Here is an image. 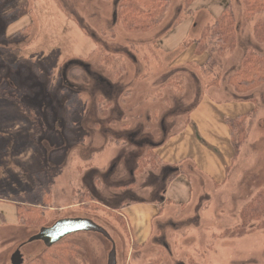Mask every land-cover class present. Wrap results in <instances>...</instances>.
Here are the masks:
<instances>
[{
  "label": "rangeland",
  "instance_id": "1",
  "mask_svg": "<svg viewBox=\"0 0 264 264\" xmlns=\"http://www.w3.org/2000/svg\"><path fill=\"white\" fill-rule=\"evenodd\" d=\"M119 1L42 0V39H48L42 51L11 64L0 59V86L7 90L0 94V264H15L18 250L23 264L45 246L29 241L43 226L20 224L15 203L7 200L33 189L42 170L51 173L52 184L44 226L90 218L112 237L117 264H264V225H258L264 217L250 221L244 234L236 231L241 209L264 188V83L239 93L228 82L248 49L264 52L254 34L264 11L247 20L243 0H191L188 7L186 0H169L162 21L142 32L117 22ZM228 4L235 48L219 56L208 40L198 54L194 42ZM35 14L32 0H0V55L34 39L35 20L13 40L3 31ZM49 31L59 39L54 45ZM85 45L94 48L76 57ZM169 79L178 81L177 89L175 83L163 86ZM211 98L256 106L226 181L219 188L196 181L190 203L166 206L148 243L134 247L119 210L147 193L141 183L120 185L136 183L138 156L157 164L143 153L149 144L180 143L187 125L196 132L199 125L218 127L204 112L208 103L202 104ZM84 192L103 207L118 208L117 218L81 205ZM158 195L155 200L165 198ZM70 239L79 251L63 264H107L111 242L102 234L79 231Z\"/></svg>",
  "mask_w": 264,
  "mask_h": 264
},
{
  "label": "crops",
  "instance_id": "2",
  "mask_svg": "<svg viewBox=\"0 0 264 264\" xmlns=\"http://www.w3.org/2000/svg\"><path fill=\"white\" fill-rule=\"evenodd\" d=\"M21 1L22 3L25 2V0ZM32 7L36 13L35 15L38 16L37 19L24 17L17 22L13 21L7 24L3 32L13 40L16 38V36L13 38V35L31 25L32 20H35V26L37 27L35 37L31 39L29 36V39L34 42L32 43L30 40L22 46H15L11 49L5 47L7 50H4L2 52L4 54L0 55L2 62L11 64L23 60L27 55L32 56L31 52H36L37 49L42 51L46 45L48 39H42V0H32ZM222 9L219 10L217 16H219ZM49 35L52 42L50 45H54L59 41L53 32L49 31ZM81 35L82 33L79 34L80 38ZM29 42L31 43L29 44ZM92 48H94V45L90 47L85 45L81 51L77 50L80 54H75V56L78 58L87 57L88 50ZM26 52L27 55H25ZM206 59L207 57H205ZM202 104L204 106L207 104L204 112L211 113L210 122L213 123L215 120L218 127L213 126L209 130L206 127L204 129V125L202 127L199 125L196 132L191 128V125H187L179 136L182 140L180 143H170L169 140L167 143L149 144L148 148H152V150L148 152V148H146L143 153L147 152V156L151 153L150 158L156 155L159 159L157 164L153 166L146 163L139 170H136V167L133 168L136 183H133V185H120L121 188H131L133 186L136 188L141 183V186H144V192L147 193V198L134 200L125 206L123 205L122 210H119L129 230L132 244L136 245L137 248H142L148 243L153 233L154 222L156 220L162 222L160 218L163 216L166 206L183 209L190 203L191 196L197 188L196 181L207 182L213 187L219 188L226 181L229 171L232 169L234 150L230 141V130L225 120L248 112L252 108L246 102H232L223 105L218 98L206 99ZM195 132L198 139H193ZM140 156L135 160L137 165ZM161 186L164 189H159L157 193L158 188ZM157 194H162L165 198L155 200ZM14 210L17 220L15 207Z\"/></svg>",
  "mask_w": 264,
  "mask_h": 264
},
{
  "label": "trees",
  "instance_id": "3",
  "mask_svg": "<svg viewBox=\"0 0 264 264\" xmlns=\"http://www.w3.org/2000/svg\"><path fill=\"white\" fill-rule=\"evenodd\" d=\"M190 2L191 0L185 1L186 7ZM243 3V15L247 20L264 11V0H243ZM168 5L169 0H120L117 8V22L127 30L147 31L162 21ZM254 34L257 41L264 43V20L255 22ZM208 40L219 56H223L235 48L237 42L235 17L229 4L223 7L212 25L203 28L202 35L194 42L195 52L204 53L208 46ZM206 62L212 63L210 56L207 57ZM218 80L216 78L210 84L218 83ZM172 81L175 80L169 79L163 86L168 87L171 83H175L177 89L178 81ZM228 82L239 93H246L258 88L264 83V52L257 53L248 49L242 56L239 66L229 75ZM5 91L7 90L0 86V94ZM255 113L256 106L248 112L225 120L230 130V141L234 150L232 162L237 158L240 146L247 138L248 121ZM150 150L152 148L147 149L148 152ZM146 154L148 155L147 152ZM149 159L154 162L159 161L156 155ZM146 163H148L147 160L140 159L136 170H139ZM34 183L35 187L30 191L11 196L7 200L15 203L16 217L20 224L41 227L46 223L44 209L50 205L52 199L51 173L47 170L39 171L34 175ZM80 204L92 208L94 212L102 209L107 215L117 218L118 208L103 207L101 202L88 192L82 194ZM262 217H264V188L241 209V222L236 227L237 233L244 234V228L250 221H259ZM258 225H264V220ZM73 235L74 233L63 237L50 246H44L38 256L29 258L23 264L67 263L74 254H78L80 247L79 244L71 241L70 238ZM133 246L136 247L134 244Z\"/></svg>",
  "mask_w": 264,
  "mask_h": 264
},
{
  "label": "water",
  "instance_id": "4",
  "mask_svg": "<svg viewBox=\"0 0 264 264\" xmlns=\"http://www.w3.org/2000/svg\"><path fill=\"white\" fill-rule=\"evenodd\" d=\"M79 231H94L106 237L111 242V250L108 255L107 264H117L116 245L112 237L105 228L96 224L93 220L87 217L59 219L52 225L41 227L39 233L29 239V241L40 239L44 242L45 246H50L62 239L63 237ZM19 257L20 253L18 250L13 257V262L15 264H19Z\"/></svg>",
  "mask_w": 264,
  "mask_h": 264
},
{
  "label": "flooded vegetation",
  "instance_id": "5",
  "mask_svg": "<svg viewBox=\"0 0 264 264\" xmlns=\"http://www.w3.org/2000/svg\"><path fill=\"white\" fill-rule=\"evenodd\" d=\"M21 260H22V258H21V257H19V259H18V262H19V264H20Z\"/></svg>",
  "mask_w": 264,
  "mask_h": 264
}]
</instances>
